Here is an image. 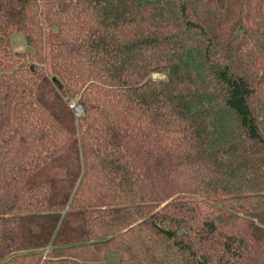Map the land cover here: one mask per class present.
I'll return each instance as SVG.
<instances>
[{"label":"trees","instance_id":"16d2710c","mask_svg":"<svg viewBox=\"0 0 264 264\" xmlns=\"http://www.w3.org/2000/svg\"><path fill=\"white\" fill-rule=\"evenodd\" d=\"M263 117L264 0H0V264H264Z\"/></svg>","mask_w":264,"mask_h":264},{"label":"rangeland","instance_id":"374dc122","mask_svg":"<svg viewBox=\"0 0 264 264\" xmlns=\"http://www.w3.org/2000/svg\"><path fill=\"white\" fill-rule=\"evenodd\" d=\"M12 47H13V49L16 52H19V53H26L28 51H33V49L28 46L26 38L22 34H17V35H15L12 38ZM152 79H153V81H155V80H165L166 77L164 75L155 74ZM71 104L75 105V108H73V110L76 112V116L77 117H81L83 115L82 107L77 104L76 100L72 101ZM262 119H263V122H264V117ZM262 127L264 129V124H262ZM180 164H181L180 171L182 172V174L184 176V180L180 181L178 183V187L175 188L173 191H179L181 193H187V194H189V196L193 200L200 199L197 195H195V193H197V192L193 191V186L190 185L191 178H194L193 175H192V174H194L192 164H188L187 166H183V163H181V162H180ZM210 166H215V163L211 162ZM184 173L188 174V176H185ZM248 191H250V189ZM259 193H264V189L260 188L259 191L257 189H255L254 187L251 189V195H257ZM218 199L221 200L219 202V204L221 206H223L225 209L229 210L234 205V202L232 200H230L229 198L225 197V195L219 197ZM247 206H249V204ZM226 221L229 223V221H231V219L229 217H224L220 221V223L223 224V222H226ZM236 222H237V226L236 227H232L233 229L242 228L245 231H246V229H250L251 230L250 224L247 223V222L245 223L243 221V219H238L237 218ZM227 227L228 226H225V228H227ZM106 261H107L106 264H119V256L114 255V254H110Z\"/></svg>","mask_w":264,"mask_h":264},{"label":"built area","instance_id":"2783aa9c","mask_svg":"<svg viewBox=\"0 0 264 264\" xmlns=\"http://www.w3.org/2000/svg\"><path fill=\"white\" fill-rule=\"evenodd\" d=\"M72 108H75V105H72Z\"/></svg>","mask_w":264,"mask_h":264}]
</instances>
